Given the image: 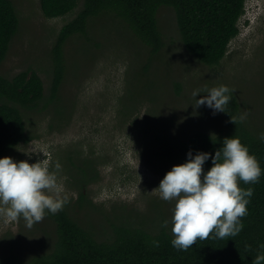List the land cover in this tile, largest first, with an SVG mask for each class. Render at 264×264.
<instances>
[{
  "label": "rangeland",
  "instance_id": "rangeland-1",
  "mask_svg": "<svg viewBox=\"0 0 264 264\" xmlns=\"http://www.w3.org/2000/svg\"><path fill=\"white\" fill-rule=\"evenodd\" d=\"M12 1L20 28L0 65V74L12 77L32 68L41 75L48 96L52 46L80 7L66 16L47 18L40 0ZM245 7L240 34L230 43L219 67L203 64L186 50L174 10L167 6L158 12L166 46L157 59H149L154 58L149 48L120 21L110 16L92 19L91 41L87 36H74L65 48L67 74L58 101L61 115L48 109L25 113L27 128L37 138L6 157L47 165L56 172L69 201H76L79 193L72 176L78 168L69 155L78 151L81 156L91 154L98 160L100 172L99 181L87 190L94 203L105 205L111 217L120 210L124 213L120 206L126 205L138 207L141 216L134 218L144 224L161 226V212L170 222L175 202L160 199L153 190L174 165L182 163L152 158L154 137L166 134L186 139L197 130L219 132L224 124L220 113L213 115L206 106L194 109V90H201L200 99L207 94L205 90L220 85L234 89L242 114L247 113L245 125L254 135H264V0H248ZM76 214L86 226L91 223L102 229L106 222L98 220L103 215L88 206ZM54 233L53 222L46 216L28 227L22 218L11 221L0 213V254L9 251L12 241L26 253L49 247Z\"/></svg>",
  "mask_w": 264,
  "mask_h": 264
},
{
  "label": "trees",
  "instance_id": "trees-1",
  "mask_svg": "<svg viewBox=\"0 0 264 264\" xmlns=\"http://www.w3.org/2000/svg\"><path fill=\"white\" fill-rule=\"evenodd\" d=\"M247 1L40 0L47 18L63 17L80 9L61 28L52 46L53 69L48 96L41 75L32 68L12 77L0 74V158L37 138L27 128L25 113L48 109L61 115L58 101L67 74L65 48L74 36L88 37L92 19L110 16L120 21L149 48L151 57H154L149 59H157L166 46L165 34L158 23V12L161 6H167L174 10L177 31L186 50L203 64L219 67L230 50V43L240 34L239 22L246 12ZM19 28L20 16L14 2L0 0V65L5 61ZM220 114L224 124L216 133L197 130L186 139L156 135L151 144L152 158L183 164L189 150L193 155L196 152L214 155L225 138L237 136L264 169V140L254 135L245 125V120L236 125L228 123L230 116L242 114L240 101L234 92L227 113ZM69 159L78 168L77 175L72 177L79 196L76 201L70 200L57 214L46 213L54 225L53 244L26 253L12 241L9 251L0 254V264H252L257 252L264 251L259 247L264 245V173L258 183L238 182V187L244 190L251 188L253 195L247 205L248 215L242 218L243 230L236 237L209 238L197 241L187 251H178L171 245L174 237L170 222L166 228L144 224L134 218V215L141 216L138 207L126 205L120 206L124 213L120 210L111 217L105 205H97L89 198L88 187L100 179L97 159H93L91 154L81 156L79 151L70 154ZM94 161L97 164L94 165ZM212 166L210 159L203 168L210 170ZM87 206L90 211H99L103 215V218L98 217V220L106 221L102 223V229L91 223L86 226L77 216L76 210ZM161 214L164 217L162 225L167 219L164 213Z\"/></svg>",
  "mask_w": 264,
  "mask_h": 264
},
{
  "label": "clouds",
  "instance_id": "clouds-1",
  "mask_svg": "<svg viewBox=\"0 0 264 264\" xmlns=\"http://www.w3.org/2000/svg\"><path fill=\"white\" fill-rule=\"evenodd\" d=\"M192 95L194 109L206 106L212 114L227 113V106L234 89L220 85ZM247 113L230 116L228 123L243 122ZM264 140V135H261ZM212 161V167L204 172L203 165ZM60 165H56L59 169ZM264 169L257 158L250 154L237 136L225 138L215 154L189 150L187 161L174 165L159 186L160 199L174 201L172 209L171 245L178 251H187L197 241L236 237L243 230L242 218L248 215L247 205L253 195L251 188L244 190L238 182L258 183ZM69 203V196L58 181L56 172L40 162L14 161L0 158V213L9 220L23 219L28 227L41 222L46 213L53 215ZM164 221L162 227H168ZM158 246V242H156ZM264 249V245L259 246ZM252 264H264V251H258Z\"/></svg>",
  "mask_w": 264,
  "mask_h": 264
}]
</instances>
